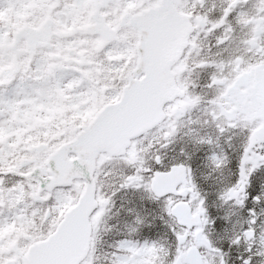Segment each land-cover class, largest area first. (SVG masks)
Segmentation results:
<instances>
[{"label": "snow or ice", "instance_id": "1", "mask_svg": "<svg viewBox=\"0 0 264 264\" xmlns=\"http://www.w3.org/2000/svg\"><path fill=\"white\" fill-rule=\"evenodd\" d=\"M190 3L189 21L183 0L45 4L28 55L0 71L14 83L0 88V264H264V26L240 23L256 0ZM88 13L80 35L99 55H74L79 37L61 34ZM188 24L206 47L164 63L166 37ZM107 70L125 76L109 88ZM149 103L151 117L125 127ZM64 108V133L11 166L24 129Z\"/></svg>", "mask_w": 264, "mask_h": 264}, {"label": "flooded vegetation", "instance_id": "2", "mask_svg": "<svg viewBox=\"0 0 264 264\" xmlns=\"http://www.w3.org/2000/svg\"><path fill=\"white\" fill-rule=\"evenodd\" d=\"M28 1L31 3V6L34 7V21L35 22H33V26L35 28H37L40 25H43L45 22L47 23V21L50 19V13L52 11V9L45 7V4H47L48 0H28ZM5 2H7L9 5L12 3L21 5L24 2V0H16L15 2H13V0H0V18H2V17L9 18V17L14 16V14H13L14 7L4 6L3 4ZM54 2L60 3V0H54ZM212 2L214 4V6L216 7L217 11H219V9L224 5L225 0H212ZM240 2H241V0H231V3L233 5H236L237 3H240ZM258 2H259V0H258ZM243 3L248 4V0H243ZM175 12H176V15L184 21L192 20L193 16H194L190 0H183L182 7L177 8L175 10ZM89 15H91V13L81 15L80 24H78L76 29H73L71 32L61 34L62 40H66L69 43H71L72 40L75 39L76 37H79V39L77 40V43L79 44V48L76 49L74 55L81 56V51H85V56H92L94 54L99 55L98 51H96V52L93 51L90 40L87 39L85 36L80 35V29L82 27L87 26V23H88L87 17ZM240 19L244 20L243 25H245V26H247L249 24H254L255 27L252 29L254 32V29L258 27L259 22L261 21V19H263V17L259 16L257 14L256 15L252 14L251 19L248 20L247 14L245 12L240 17ZM198 31H199V28H198L197 24H188L184 28H179V29L172 31L166 37V40H165L166 44L169 47L175 49L176 61L180 60L179 55H180V52L184 46L185 34L195 35ZM208 39H211V37H209ZM199 41H200V37L197 36L196 39L190 40V45L198 48L197 44ZM213 43H214V41H213ZM69 52H71V49H69V48H67V46H65L64 50L59 52V56L64 57ZM72 59H73V56L68 55V59L65 63L67 64L69 61H72ZM118 59L119 58L117 56H113L111 58L110 62L116 63V62H118ZM101 62H103V61H101ZM186 62H187V60H185V63ZM131 63H132V61L129 60L128 64L131 65ZM126 67H127V65H126ZM97 75L102 76L105 79H107L109 81L108 87L111 88L113 85L121 82V80L125 76V73L123 71H121L120 73H117L113 70H107L106 75L103 71H98ZM100 101H101V103H104V100L102 97L100 98Z\"/></svg>", "mask_w": 264, "mask_h": 264}, {"label": "rangeland", "instance_id": "3", "mask_svg": "<svg viewBox=\"0 0 264 264\" xmlns=\"http://www.w3.org/2000/svg\"><path fill=\"white\" fill-rule=\"evenodd\" d=\"M255 12V11H254ZM27 16V15H26ZM8 27L5 28H0V60H4L5 62L3 65H0V71H4L6 67H8L11 63V61L14 58H17L18 60L20 59V55H16L14 51L11 48V41L5 40V31L7 30ZM67 76L68 80L72 78V73L71 71L67 70ZM68 81L66 80L65 83ZM7 89L11 90L14 85H8ZM100 103H98L99 105ZM71 112V109L64 108L63 111L57 110V119H53L48 121L47 123H40L38 120L34 122L33 124L28 125L24 131L22 132L21 136H26L27 140L30 142V145L28 148H31L33 146L41 145L44 143H51L54 139L59 138L60 135L64 133L65 126H64V121L68 115V113ZM75 120L74 115L72 116V121L71 123ZM85 122H79V126H83ZM35 128H39L40 132L42 135L47 138L46 141H43L40 139V136L38 134L36 135H29V130H34ZM61 128V129H59ZM27 149V148H26ZM11 157H14L12 155ZM10 157H7V160H9ZM25 159V151L21 154V157L19 161Z\"/></svg>", "mask_w": 264, "mask_h": 264}, {"label": "water", "instance_id": "4", "mask_svg": "<svg viewBox=\"0 0 264 264\" xmlns=\"http://www.w3.org/2000/svg\"><path fill=\"white\" fill-rule=\"evenodd\" d=\"M151 115H152V106L149 103L148 105H146L145 109L141 110V113L138 117L130 118L129 121L127 122V124L125 125V127L132 128L136 124H138L141 120H143L145 118H150Z\"/></svg>", "mask_w": 264, "mask_h": 264}]
</instances>
